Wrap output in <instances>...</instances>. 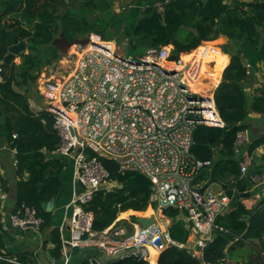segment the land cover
<instances>
[{
    "label": "built area",
    "instance_id": "obj_1",
    "mask_svg": "<svg viewBox=\"0 0 264 264\" xmlns=\"http://www.w3.org/2000/svg\"><path fill=\"white\" fill-rule=\"evenodd\" d=\"M89 37L92 41L78 46L72 60L66 61L68 75L61 79L44 77L37 93L45 106L30 103L34 112H45L53 118L61 141L53 154L72 161L74 167L72 199L64 209L66 216L60 227L62 264L71 263V250L77 248L96 249L107 258L92 255L89 264L125 258L156 264L153 255L157 253L156 261L170 247L188 249L202 259L214 235L229 233L218 221L232 211L233 198L215 191L213 184L201 192L209 182L200 181L199 175L213 164L192 153L194 135L200 126L223 128L224 123L214 92L198 93L190 87L200 76V61L195 57L184 59L193 51L172 59V46L150 47L141 56L128 57L101 35ZM3 72L0 62V84ZM42 122L46 124V120ZM249 143L248 133L238 132L235 152L242 155ZM104 160L116 163L122 174L135 172L150 182L149 201L156 206L152 214L155 224L143 229L138 221L127 225L125 222L130 221L119 216L104 231L93 229L94 215L85 207L101 187L118 186ZM249 167L248 162L240 163L241 178L249 177L256 183L259 179L249 176ZM169 209L179 213L177 219L189 232L187 242L172 237L173 218L165 214ZM9 223L13 229H32L43 245V219L35 207L22 204L15 208ZM66 226L70 238L63 236ZM0 261L20 264L1 251ZM202 264L230 262L225 258Z\"/></svg>",
    "mask_w": 264,
    "mask_h": 264
},
{
    "label": "trees",
    "instance_id": "obj_2",
    "mask_svg": "<svg viewBox=\"0 0 264 264\" xmlns=\"http://www.w3.org/2000/svg\"><path fill=\"white\" fill-rule=\"evenodd\" d=\"M61 1L65 0H0V62L4 69L0 84V150L3 154L16 152L14 162L17 165L13 173L17 179V206L26 204L38 210L43 219L41 232L44 235V247L52 245L50 253L57 260L63 255L60 231L54 227V213L43 209L42 204L61 193L62 174L67 162L65 158L53 154L61 143L53 127L54 120L45 112L36 113L31 109L30 99L34 94L30 95V91L43 69L61 58L59 51L52 46L57 35L63 34L68 40L76 39L66 37L62 26L65 29L69 23H74L77 31L86 29L89 35H103L88 27L86 17L60 12ZM69 1L73 6L75 0ZM89 5L93 6L94 3L90 2ZM4 6H7L5 11ZM8 13L13 15V22L1 25ZM141 13L130 42L142 46L144 52L150 47L172 46V59H178L181 53L191 52L204 42L215 41L222 35L229 38V44L222 46L223 52L231 57L224 71L228 59L217 47L203 46L184 58L189 60L195 57L200 61V76L210 73L220 79L223 71L222 81L214 91V100L224 127L200 126L194 135L192 153L197 159L210 160L213 164L211 169H204L200 173V181L209 182L213 172L216 181L227 185L225 191L230 197L233 198L235 192H250L252 184L249 177L240 179L234 188L228 187L240 173L241 155L235 152L234 143L237 133L247 130L246 121L250 113L264 115V94L253 98L247 95L245 81L248 75L243 63V50L237 47L231 51L228 47L230 44L242 46L246 43L264 58V1L243 3L234 0L227 3L226 0H155L144 7ZM15 38L29 44L28 53L21 55L20 64L13 62L6 65L3 60ZM212 62L213 66L208 67ZM42 120H46V124ZM263 142L253 143L250 150ZM103 162L118 186L100 190L85 207L94 215L93 229L104 231L116 222L120 214H130L137 219L134 215H140L139 212H145V215L153 212L155 207L152 209L149 202L150 182L135 172L120 173L114 162ZM0 181L2 188L7 190V182L1 177ZM231 207L232 211L218 221L229 233H218L204 249L202 259L194 257L188 249L170 247L162 251L157 264L217 262L227 258V253L238 243L264 240V201L248 209L240 199ZM165 214L173 218L170 226L172 237L180 243L187 242L189 232L183 221L177 219L179 213L169 209ZM6 235L8 232L4 230L0 217V251L6 246ZM92 250H71L70 264H89ZM23 257L19 261L24 263L27 259ZM105 264L149 263L125 258Z\"/></svg>",
    "mask_w": 264,
    "mask_h": 264
},
{
    "label": "crops",
    "instance_id": "obj_3",
    "mask_svg": "<svg viewBox=\"0 0 264 264\" xmlns=\"http://www.w3.org/2000/svg\"><path fill=\"white\" fill-rule=\"evenodd\" d=\"M147 1L144 2L143 0H135L134 3H132L130 6H125V5L120 6L119 4H116V6L113 7L110 0H104V2H107L108 4L106 5V8L103 9L102 13L106 14L113 9H115V12H120L121 10H126V9L130 10L132 8L135 10L136 14H138L142 9H144V7L147 6ZM152 1L154 2L155 0ZM231 1L234 0H226L227 3H230ZM238 1L243 3H251L255 1H264V0H238ZM90 2L94 3V5L90 6L89 5ZM79 5L82 6L83 9L86 11L84 15L87 16L91 15L90 12H92L93 16L99 15L98 10L100 9L97 0H85L84 3L79 2L78 6ZM135 25L133 27V30L135 28ZM225 40L226 41L224 44H220L218 46L219 48L217 47L220 50L221 54L226 56L228 59V64L224 67L223 71L230 64L231 61V57L223 52L222 46L228 45L230 42L229 38H226ZM212 42L214 43V41ZM237 47H240L243 50V63L247 69L248 78L245 81V91L247 95L250 98H253L255 96H262L264 94V58L260 57L261 55L259 51H256L254 48H252L249 44L246 43H244L242 46L236 44L235 45L230 44L228 48H230L231 51H234ZM222 74L220 79L213 76L211 77L213 80L214 78L215 80H217L216 81L217 85L212 90V92H214L215 89L221 83ZM246 124L248 127L247 130L245 131L248 133V136L250 138V143L242 151V155L240 157L241 160L239 161V164L241 162L243 163L248 162L250 164L249 176H257L259 179L256 183L254 182L252 183V181L250 180L252 185L250 186V192H247L249 193V196L242 199L243 204L248 209H252L256 207L259 203L264 201V148H263L264 142L261 143L259 147L250 150V146L253 143L260 140L264 141V115L261 113H250L247 118ZM16 165H17L16 161L14 162V153L3 154L2 150H0V177L7 182L6 183L7 190H5L2 188V183L0 181V217L4 230L8 232V235H6V237L4 238V242L6 246L4 249H1V252H4L7 257L14 258L20 264H31V263L50 264L48 254H50L53 260H57L54 257H52V254L50 253V251L53 249L52 245H48L46 248L44 247V244L41 246V240L39 236L32 229L19 230V229H13L10 226L9 216L15 208L19 207V205L17 206L16 197H15L16 196L15 186L17 179L13 173V169L14 167H16ZM67 178L68 175H65L64 179L67 180ZM217 187L220 189V191L218 190L219 192H224L227 194L225 189H222L220 186ZM62 195L63 192L56 197L55 207L52 211L54 213L53 215L54 227H58L59 231L66 216V211L64 210V205L62 202L63 199ZM67 214L69 216L72 215V213L70 214V211H68ZM60 235L62 236L61 231H60ZM63 236L65 238H70L71 236L70 230L69 228H67V226L65 230L63 229ZM43 240H44V235H43ZM240 245L241 246L238 247L241 250L239 257L235 261H230L228 259L230 264H264V240H257V239L248 240L244 243H240ZM93 255L107 259L106 256L100 253L98 250H96V253H93ZM22 256H24L23 259H27V261L24 263L19 261L20 260L19 258ZM158 259L155 261L156 264L158 263ZM109 261H113V260H108V262ZM1 263H6V262L0 261V264Z\"/></svg>",
    "mask_w": 264,
    "mask_h": 264
},
{
    "label": "rangeland",
    "instance_id": "obj_4",
    "mask_svg": "<svg viewBox=\"0 0 264 264\" xmlns=\"http://www.w3.org/2000/svg\"><path fill=\"white\" fill-rule=\"evenodd\" d=\"M110 1L112 3V6L114 7V6H116V4H119L120 6L121 5L130 6L132 3H134L135 0H110ZM75 2H76V4H75ZM75 2H74V5L72 6V2H70L69 0L61 1L60 12H63V13L65 12V13L70 14V15H78L79 18L86 17L88 19L89 23L88 22L87 23H88V25H89L88 27L90 29H92L93 31L98 30L100 33L102 32L103 33V35H102L103 39L105 41L111 40L112 42H114L116 44V46L118 47L119 51L125 53L126 56L138 57V56L143 55V54H141V52H144V51H142L143 47L142 46L140 47L138 45H133L130 42V40L132 39L131 33L133 30V27L142 15L141 11L138 14H136L135 10L132 8L130 10H127V9L121 10L120 12H115V9H113V10H110V12L103 14L102 11H103V9L106 8V5L108 3L104 2V0L103 1L97 0L98 5H99V9H100V10H98L99 15L93 16L92 12H90L91 15L87 16V15H84L86 13V11L83 9V7L80 5L78 6L79 2L84 3V1L75 0ZM152 2H153L152 0H148L147 5H149ZM157 6L159 7V5H157ZM6 9H7V7H6ZM6 9H3V11H5ZM12 17H13V15L11 13L6 14L2 19L1 25H6L9 22L12 23L13 22ZM59 27H61V26L59 25ZM63 30L66 34V37H68L69 39H74V38L85 39V38L89 37V34L87 33L86 29H81L80 31H77V27L74 23H73V25H70V23H69V27H65V29H63V26H62V31ZM59 32H61V30H59ZM59 37H60V34H58L56 38H59ZM207 43H203L202 46L193 50V52L199 50L204 45L206 46ZM224 43H225V41H223V40H218V42L215 40L213 44H214V46L218 47L220 44H224ZM207 45H209V44H207ZM77 47H78V45L73 46L67 55H63L59 52V54L61 55V58L58 61L52 63L51 65H49L43 69V71L41 72L40 76L38 77L36 83L33 85V88L30 91V95L34 94L30 99V103H36L38 105L45 106V103L42 100H39L40 98L37 95V88L39 86L40 87L42 86L43 79L46 75L48 77L50 75H53L59 79L64 78L66 75H68L70 70H69L68 62H66V61L72 60L71 55L74 53V51L77 49ZM73 49H74V51L72 53H70ZM27 53H28V51L25 52V54H27ZM182 54L184 55L186 53H181V55ZM21 62H22L21 56L16 58V60H15L16 64H20ZM211 77H212V75H208V74L202 76L203 79H206L207 83L205 82V84H209L208 80L209 79L212 80ZM214 80H215V78H214ZM216 85H217V83H216ZM216 85H215V87H216ZM197 88L200 89V87H197ZM212 90L213 89H210L211 93H212ZM200 91H202L204 93H209V92H206L203 87H202V89H200ZM13 153L15 155V151H13ZM66 162H67V166H66L65 170L63 171V177H62L63 187H62V191H61V193L63 192L62 202L64 205V209H65L66 205L69 204L71 199H72V182H73L72 180H73V173H74L73 162L70 160H67V159H66ZM65 175H68L67 180L64 179ZM64 182H65V185H64ZM213 189L215 191H218V190L220 191V189L216 185L213 186ZM153 208L154 207L152 205V209ZM139 213H140V215H138V216L134 215V216L137 218L149 217L148 215L144 214L145 212L144 213L139 212ZM70 214H71V211H70ZM150 214H153V212H151ZM126 217L130 219V222H125L127 225H130V224L137 221V219L133 218V216L131 217L130 214L126 215ZM159 222H162V221H159ZM239 246H241L240 243L236 244L235 248L231 249L227 253V259H229L230 261L237 260V258L240 255V251H241L238 248ZM92 252L96 253V250H92Z\"/></svg>",
    "mask_w": 264,
    "mask_h": 264
},
{
    "label": "water",
    "instance_id": "obj_5",
    "mask_svg": "<svg viewBox=\"0 0 264 264\" xmlns=\"http://www.w3.org/2000/svg\"><path fill=\"white\" fill-rule=\"evenodd\" d=\"M6 7L7 6H4L3 9H6ZM226 38H228V37L222 35L218 40L226 41L225 40ZM218 40H217V42H218ZM91 41H92L91 37H87L85 39L76 38L74 40H68L67 38H65V36L63 34H61L59 38H55L53 40L52 46H54L61 54L67 55L73 46H75V45L86 46ZM26 51H28V44L24 41H19L18 38H15L13 41V44L8 48L7 55L4 57V60H3L4 64L11 65L13 62H15L16 58L20 57L22 54H25ZM239 167H240V164H239ZM240 179H241V174H239V177L237 178V180L234 183H232L231 185H229L228 187L234 188L236 186V183ZM212 184L220 186L222 189L227 188L226 184H221L220 182L215 180V175L212 172L209 183L203 189H201V192H204V190L207 189L208 186L212 185ZM79 185L81 188H84L82 183H79ZM104 189H107V186L101 187V190H104ZM248 196H249V193H235V195L233 196V199H232V204H234L238 200L246 198ZM55 203H56V197H53L50 202L43 203L42 207H43V209H46L48 212H52L54 207H55ZM137 221H138V223L141 224L143 229H146L149 226L156 223V217H155V215H152L151 217H146V218L140 217V218H137ZM216 236L217 235H214L213 237L215 238ZM48 257H49L50 263H52V264H62L64 261L63 257L59 260H53L50 256V254H48Z\"/></svg>",
    "mask_w": 264,
    "mask_h": 264
},
{
    "label": "bare ground",
    "instance_id": "obj_6",
    "mask_svg": "<svg viewBox=\"0 0 264 264\" xmlns=\"http://www.w3.org/2000/svg\"><path fill=\"white\" fill-rule=\"evenodd\" d=\"M207 44H209V45H207ZM206 44V46H213V47H216V46H214V44L211 42H208ZM205 46V45H204ZM75 49V48H74ZM74 49L70 52V53H72L73 51H74ZM195 52V51H194ZM208 75H210V73L208 74ZM202 80H206V79H203L202 78V76H199L198 77V79H197V81L196 82H192V83H190V87H191V89L193 90V91H195V92H198V93H200L201 91H200V89H202V87L204 88V90L206 91V92H209L208 93V95L209 94H212L211 92H210V89H214L215 88V85H216V80H211V79H209L208 80V82H209V84H205L204 82H202ZM207 83V82H206ZM197 87H200V89H198ZM150 202V204H152L154 207H155V204L153 203V201H149ZM155 210V209H154ZM154 210H153V213H154ZM126 215L127 214H120V218L122 219V220H125V221H130V219L129 218H127L126 217ZM149 215H152V214H148V216ZM153 254H154V252H152ZM157 258V253H155L154 255H153V257H152V260L155 262V259Z\"/></svg>",
    "mask_w": 264,
    "mask_h": 264
},
{
    "label": "clouds",
    "instance_id": "obj_7",
    "mask_svg": "<svg viewBox=\"0 0 264 264\" xmlns=\"http://www.w3.org/2000/svg\"><path fill=\"white\" fill-rule=\"evenodd\" d=\"M62 257H63V256H62ZM62 257H61V258H62Z\"/></svg>",
    "mask_w": 264,
    "mask_h": 264
}]
</instances>
